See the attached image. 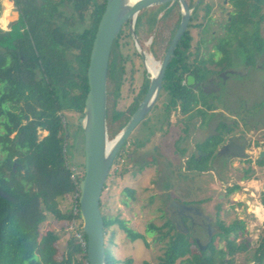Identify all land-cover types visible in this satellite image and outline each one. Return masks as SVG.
<instances>
[{
	"label": "trees",
	"instance_id": "1",
	"mask_svg": "<svg viewBox=\"0 0 264 264\" xmlns=\"http://www.w3.org/2000/svg\"><path fill=\"white\" fill-rule=\"evenodd\" d=\"M8 1L4 0L0 16L7 22L13 14ZM187 1L192 5L196 0ZM13 2L18 11L17 20L7 29L0 27V264H86L85 246L77 236L71 234L60 253L58 244L64 229L56 231L45 224L48 218L61 223L74 217L79 223L77 231L86 241L77 202L83 162L77 164L80 173H74L70 169L72 158L69 154L82 130L77 120L75 123L69 120L68 114L82 116L88 92L86 73L90 51L106 0ZM229 2L233 10L225 22L223 36L216 38L215 51L208 58L196 54L194 69L183 66L188 58L179 50L181 46H188L190 29L200 26L195 17L190 19L163 78L162 90L169 97L168 104L174 105L177 99H182V109L186 110L188 90L180 83L183 73H191L196 83L203 82L209 73L229 67L233 61L229 49L248 66L264 59V35L261 33L264 0ZM168 5L170 7L158 18L159 11ZM203 5L204 0H199L195 16ZM177 6V2H173L141 11L134 32L137 33L143 24L151 28L157 20L165 23L174 20L170 28L172 35L179 23ZM206 8L207 18V5ZM207 24L208 20L201 27L203 33L208 31ZM126 28L127 24L120 29L108 61L106 125L109 139L124 127L137 105L136 100L128 115L114 111L124 75L126 57L121 51L120 40L129 36L125 33ZM219 53L221 55L216 58ZM197 88L194 96L196 113L203 117L204 110H211L216 105L209 103L204 92ZM220 143L221 138L215 136L198 145L208 152V156L195 160L197 171L209 169L207 163ZM252 175L253 170L248 168L242 178L249 179ZM237 189V185L228 187L227 194ZM66 197H71L72 202L62 209L60 205ZM261 202L264 205V194ZM75 206L77 213L73 214ZM102 207L101 201L105 264H119L121 261L112 253V226L117 224L130 240L143 239V236L126 227L118 216L104 214ZM216 224L219 231L201 246L191 236V231L188 234L178 231L169 218L162 226L149 223L147 233L158 234L159 240L169 238L157 264H234L237 253L250 250L249 260L242 264L250 261L264 264V234L252 246L248 239L237 241L245 232L243 221L236 219L226 226L218 220ZM131 262L127 259L123 263Z\"/></svg>",
	"mask_w": 264,
	"mask_h": 264
},
{
	"label": "rangeland",
	"instance_id": "2",
	"mask_svg": "<svg viewBox=\"0 0 264 264\" xmlns=\"http://www.w3.org/2000/svg\"><path fill=\"white\" fill-rule=\"evenodd\" d=\"M204 2L211 6L209 16L211 19L208 25L209 33L204 34L207 35L206 38L211 37V42L208 45L211 46V52H214L215 48L213 44L216 43L217 37L223 36L225 22L229 18L233 8L229 0H204ZM3 3L4 0H0V16L3 10ZM154 7L157 6L148 7L143 10ZM17 12H13L8 22L4 18H0V27L7 29L10 23L17 20ZM162 14L163 11H160L157 17L160 18ZM200 21L202 19L197 20V23ZM173 24L174 20H168L167 23L157 20L151 28H147L143 24L139 29V33H135V40L132 35L121 38V51L124 57H126V61H124V75L119 91V99L116 102L114 110L116 114H130L128 111L144 84L145 76L142 64L145 59H141L138 53L142 51L147 55L149 54L148 47L153 37L159 40L156 45L159 47L164 46ZM263 26L264 23H261V27ZM128 31L131 34L129 26L125 29V33ZM199 31V28L191 29V33L194 36L191 45H195L196 41L201 39V37L204 38L203 32ZM261 33L264 35V29H261ZM229 50L233 58L229 67L233 66L237 69L242 77L234 78L233 81L230 79L227 81V88L232 95L227 99L226 103L224 102L225 107L221 106V101L213 103L216 105V112L221 114L223 112V115L226 112L228 113L226 123H229L232 131H236L237 135H240L239 142L249 144V148L247 149L248 158H235L226 169L223 168L222 163L218 162L213 163L215 166L213 171L204 173L197 171L196 174H192L188 195L178 197V199H184V202L187 203H194L208 217V223H210L213 229L212 233L219 231V227L216 224L218 220L226 226L236 219L243 221L245 232L237 241L248 239L251 241L252 246H255L258 238L264 234V205L261 202L264 194V156L260 157L259 154L260 150H264V59H258L255 67L248 66L241 63V60L235 56L232 49ZM220 55L221 53L216 58H219ZM199 56H205V54ZM158 59V57L154 58V60ZM208 66L212 68L211 65L208 64ZM247 68L248 70H252L246 75ZM140 98L141 96H139ZM160 99L158 102L159 106L164 102L163 98ZM204 112L203 118L206 116V110ZM235 112L238 113L236 117L238 124L236 126L231 124V120L235 118ZM156 113L157 111L153 109L147 117L151 119L148 122L146 120L144 123H140L133 130L130 139L137 143L146 141L154 130L153 125H157L155 124L156 122H152V117ZM219 113L217 114V118H212L209 132L213 133V127L219 122L218 120L223 121ZM68 117L72 123H75L76 120L78 121V116L74 113H69ZM198 120L197 118V123ZM172 125L171 128L169 127L171 133L177 130L176 124L172 123ZM43 134L45 133L43 132ZM202 134V131L197 130V143L202 139ZM160 143L161 140L158 141V145ZM155 144L156 142L152 145H146L142 149L141 147L137 148L136 145L125 148L126 150H123L117 159L116 172L114 173L113 168L111 169L102 191L103 213L113 217L118 216L120 220L125 222L126 227L143 236V239L130 240L117 224L112 226V253L116 259L121 261L119 264H124L123 262L127 259L132 261L131 264H157L159 257L163 255L166 242L169 238L159 240L157 239L158 234L147 233L146 227L149 223H153L155 226H162L168 217L178 221L177 214L173 209H170L169 212L166 211L169 201L175 199V195L178 194L175 192V186L178 185L177 174L174 172L176 164L174 163V167L172 164L171 167L167 166V163L173 159L171 147L169 144H165L162 155L161 151H157L158 148L155 149ZM69 154L72 158L70 160V169L74 173L79 174L81 168L77 164L80 165L84 162L82 134L77 135L74 145L69 149ZM151 157L156 159L155 161L158 163L159 177L157 174H154L151 166L147 167V171L143 173L139 172V168L151 160ZM256 159H261L263 163L255 164ZM211 162L212 160H209L207 163L209 167ZM247 168L253 170V175L249 179H243L242 176ZM179 173L182 174L181 171ZM150 179H156L155 188H152V186L146 188L149 186L147 182ZM165 184L168 187H163ZM233 185H237L238 189L227 194V188ZM126 189H133V193L127 192ZM71 202L72 198L66 197V201L60 207L64 209L65 204ZM195 220L198 223H202L203 218L196 217ZM205 223L207 224V221H204ZM206 224L205 226H207ZM46 225L56 231L64 229L58 244L60 253H62L68 237L71 234L76 236V233L71 231V223L67 221L60 223L52 218H48ZM194 235L198 238L201 246H204L209 241L206 230L199 229V227L195 228ZM251 253L252 250L250 252L237 253L234 257V264L245 263L249 260ZM248 264H252V262L250 261Z\"/></svg>",
	"mask_w": 264,
	"mask_h": 264
},
{
	"label": "flooded vegetation",
	"instance_id": "3",
	"mask_svg": "<svg viewBox=\"0 0 264 264\" xmlns=\"http://www.w3.org/2000/svg\"><path fill=\"white\" fill-rule=\"evenodd\" d=\"M173 2H177V1H173ZM173 2H169V3L171 4ZM186 2L188 4V6L191 8L193 7V5L195 3L194 2L192 5H189L187 0H186ZM166 4H168V3H166ZM197 4L192 9V13L190 15L188 24L190 23V19L192 17L193 18L195 17L196 20L202 19V21L199 22V24H200L199 27L197 26V27L191 28V29L199 28L200 31L202 32L201 27H203L205 25L207 20H208L207 27L209 25V22L211 19L209 17L210 13H211V6L207 5V3L204 2L203 8H199V10L197 11L196 16H195L194 11H195ZM162 5H165V4H162ZM177 5H178L177 8H178V11L180 14V17H179V23H180L181 10H180V6H179L178 2H177ZM206 5L208 6V9H209L207 18L205 17V13H206V9H207ZM169 7H170V5L161 9L160 11H164V10L168 9ZM201 12H202V14H200ZM179 23H178V25H179ZM126 24L128 27L129 26L128 23H126ZM188 24H187V28H188ZM194 24H195V20H194ZM134 27H135V24H134ZM177 28H178V26H177ZM139 29H140V27L138 28L137 33H139ZM191 29L189 31L190 36H191V40H190L188 46H181V47H179V50L183 53L185 58L186 57L188 58V61L186 63L183 62L184 63L183 66L194 69V67L196 65V62H195L196 54L198 55V57H200L199 55H201V54H205V56H203V57L208 58L209 55L213 52H211V46L208 45V43L211 42V37L206 38L207 35H205V34L209 33L208 32L209 27H208V31L205 32V34L203 33L204 38L201 37L204 40L201 41L200 39H198V41H196L195 45H191L192 41L194 40V36L191 33ZM175 31L173 32L172 35L169 32V37L167 39L166 44L164 46H161V47L156 45L159 40H157L153 37L151 42H150V46L148 47L149 54L147 55L144 52L145 61L142 64V66L144 68L143 71H144L145 77H144V84L142 86V89L138 93L139 95H137L135 97V101L137 100L136 108H137L138 104L144 99V97L148 91L149 84H150L151 74L148 72V68L146 65V58L150 57L152 59V61L154 63H157L159 66V64L161 63V61H162V59L166 53L168 45H169L171 38L173 37ZM128 33H129V36H131L129 31H128ZM177 45H178V43H177ZM177 49H178V46L175 47L173 57L175 56V51ZM138 55L141 59H143L140 52L138 53ZM157 57L159 59L154 60V58H157ZM256 63H257V60H256ZM256 63H255V65H256ZM255 65L252 67H255ZM247 70H248V68H247ZM250 70H252V69H249L246 72V75L249 73ZM178 74L179 73H177V75ZM189 76L193 77V82H191V83L188 82ZM237 77H242V75L233 66L228 67V68L224 69L223 71H220L217 73H212V72L209 73L207 78H205L203 80V82H201V83H196L195 78L191 73H189V72L183 73V78L180 81V83L182 86H185L188 90V92H187L188 93V108L186 110L182 109V103H183L182 99H177V101L174 105L168 104L169 103V97L167 96V94H165L163 92L162 84H161L159 94H158L157 99L155 100L154 104L151 106V108L148 110V112L142 118V120L135 126V128H136L140 123H144L146 120L148 122V120L151 119V118H149V119L147 118L149 113L153 109H155L157 111V113H156V115H154L152 117V122L153 123L156 122L155 124H157V125L155 126L152 124L153 129H154L153 132L151 133V135L149 136V138L146 141H144L142 143L141 142L137 143V142L133 141L132 139H130V135L132 134L133 130L135 129L134 128L131 131V133L129 134L128 138L125 140L123 146L118 150V152H117V154L113 160L112 166H111V169L113 168V172L115 173L116 172L115 170H117L116 169V164L118 163L117 159L121 155L122 151L126 150L125 148H127V147L136 145L137 148L141 147V149H142L146 145H149V144L152 145L153 143L156 142V144L154 145V146H156L155 149L158 148L157 151H159V152L161 151V154L163 155V153H164L163 146L165 144H169L171 147V156L173 157V159L171 162L167 163V166L171 167V164H172L174 167V165L176 164V167H174V169H175L174 172H175V174H177L178 185L175 186V189H176L175 192H177L178 194L175 195V199H172L169 201L168 205L166 206V211L169 212L170 209H173L176 212L177 217H178V221L173 220L170 217H168V218L173 222L174 227L178 231H181V232L186 233V234H188L189 231H191V236L196 240V242H198V238L194 235L195 228L199 227V229L206 230V235L209 238V240L212 237V235L214 234V233H212L213 229L210 226V223H208V221H209L208 217L205 216L199 210V208L196 207V205L194 203L184 202V199H178V197H185L189 193V187L191 186V181H192V174L197 173V170L194 167L195 160L200 161L202 158H205L208 156V152L206 150L198 148L197 145H200L201 143L205 142L207 139L213 138L215 136L221 138V143L217 145V148H216V150H215V152L211 158L212 162H211L209 169H207L205 171H200V173H204V172H208V171H213V169H215V166L213 163L220 162V163H222L221 165L224 166L223 168L226 169V167L229 166V163L235 158L236 159H238V158L239 159L240 158L241 159H247L248 158L247 157V154H248L247 149L249 148V146H248L249 144L239 142V139H240L239 136L240 135L238 136L236 131H232L231 128L229 127V123H226V119L228 118L227 112L225 113V115H223V112H222V114L219 112H216L217 109L215 107L211 110H206L205 118H203L201 115L197 114L196 113V106L194 103V96L198 92L197 87H199L200 90L202 92H204L205 97L209 103L212 104L213 102L218 103L219 101H221L220 102L221 106L225 107L224 102L226 103L227 99H229V97L232 95L230 90H228V88H227V85H228L227 81L229 79L233 81V79L237 78ZM162 82H163V80H162ZM139 96H141L140 99H139ZM160 98H163L164 102L159 106L158 102H159V100H161ZM136 108L134 109V111L136 110ZM134 111L130 114L129 119L131 118ZM218 113L221 115L223 121L218 120L219 122H217L213 127V133L209 132L208 130H209L212 118H214V117L217 118ZM207 114H208V116H207ZM234 115H235V118L233 120H231V124L236 126L238 124V120L236 118L238 116V113L235 112ZM197 118L199 119L198 123H197ZM129 119L127 120V122L129 121ZM126 123H125V125H126ZM172 123L176 124L175 126L177 127V130H176V132L172 131V133H171V131L169 130V127L171 128L173 126ZM219 124H222V126H219ZM146 125H147V123H146ZM218 126L220 127L219 130H217V128H219ZM197 130L202 131V133H203L202 139L198 143L196 141ZM159 140H161V143L158 145ZM261 151H264V150H260L259 154ZM155 160L156 159H153V157H151V160L147 161L142 167L139 168V172L143 173V172L147 171V167L151 166L154 174H157L159 177V168H157L158 163ZM259 160H261V159H256L255 164L258 165ZM248 163H250V162H248ZM111 169H110V172H111ZM179 171H181L182 174H180ZM148 183H149V186H147L146 188H149L150 186H152V188H155L154 184H156V179H154V180L150 179L147 182V184ZM163 187L166 188L168 186L165 184V185H163ZM127 190H128L127 192L133 193V189H127ZM196 217H202L203 218L202 223L196 222V220H195ZM204 221H207V224L205 223L207 226H205Z\"/></svg>",
	"mask_w": 264,
	"mask_h": 264
},
{
	"label": "water",
	"instance_id": "4",
	"mask_svg": "<svg viewBox=\"0 0 264 264\" xmlns=\"http://www.w3.org/2000/svg\"><path fill=\"white\" fill-rule=\"evenodd\" d=\"M173 1L178 2L181 10L178 28L171 38L156 74L150 77L149 88L144 99L138 104L121 131L109 140L106 125L107 72L112 44L126 23L131 29L134 40L136 39L134 24L140 11ZM8 2L11 6V12H17L13 0ZM198 2L199 0H196L193 7ZM193 7H189L186 0H136L134 2L106 0L90 51L86 73L88 92L84 101L82 116L78 118L83 136L84 162L83 178L79 182L77 202L81 230L86 237V264H105L103 219L100 210L104 185L118 150L157 99L167 65L187 28ZM140 54L145 59L142 51ZM188 82H193V77L189 76ZM263 156L264 151H261L260 157Z\"/></svg>",
	"mask_w": 264,
	"mask_h": 264
},
{
	"label": "built area",
	"instance_id": "5",
	"mask_svg": "<svg viewBox=\"0 0 264 264\" xmlns=\"http://www.w3.org/2000/svg\"><path fill=\"white\" fill-rule=\"evenodd\" d=\"M76 213H77V207L75 206L74 210H73V214H76ZM69 222L71 223V228H72L71 231H74L76 233L77 238L79 239L81 245L84 247L85 246V242L81 239V236H80V234L77 231L78 225H79L77 219L73 217Z\"/></svg>",
	"mask_w": 264,
	"mask_h": 264
},
{
	"label": "bare ground",
	"instance_id": "6",
	"mask_svg": "<svg viewBox=\"0 0 264 264\" xmlns=\"http://www.w3.org/2000/svg\"><path fill=\"white\" fill-rule=\"evenodd\" d=\"M130 2H134L136 0H129ZM5 20V19H4ZM6 21V20H5ZM146 65H147V68H148V71L149 73L151 74V76H154L157 72V69H158V64L157 63H154L152 61V59L150 57L146 58ZM112 144V143H110ZM109 144V145H110Z\"/></svg>",
	"mask_w": 264,
	"mask_h": 264
}]
</instances>
